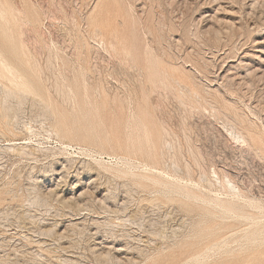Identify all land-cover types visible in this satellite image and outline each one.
<instances>
[{
    "label": "rangeland",
    "instance_id": "374dc122",
    "mask_svg": "<svg viewBox=\"0 0 264 264\" xmlns=\"http://www.w3.org/2000/svg\"><path fill=\"white\" fill-rule=\"evenodd\" d=\"M11 1L22 14L23 32L7 23L6 36L23 40L30 54L23 63L14 60L1 35L2 21L0 51L25 77L35 74L24 62L36 60L41 90L49 96L42 102L27 97L21 104L10 97L5 104L11 122L20 125L12 132L0 128V146L36 152L0 158V264H264V244L243 239L255 229L251 225L264 224L258 208L264 207V4ZM99 4L104 26L133 39L137 48L150 50L158 63L177 69L174 77L187 76L183 69L190 72L196 85L186 79L188 89L182 90L169 81L166 89H150L145 99L126 95L124 103L119 102L117 96L125 92L111 78L119 60L96 51L88 33L87 19L98 12ZM147 13L166 27L165 33H146ZM202 16H208L207 22L198 26ZM211 25L219 30L216 36L196 33V28L205 31ZM134 72L139 81V70ZM55 85L68 87L70 102L55 93ZM228 124L247 130L248 146L232 137ZM51 130L69 146H62ZM164 140L170 149L161 146ZM214 170L237 187L245 204L258 205L257 210L243 206L239 214L212 213L204 200L231 198L219 184L210 188L204 182ZM35 181L36 208L30 206Z\"/></svg>",
    "mask_w": 264,
    "mask_h": 264
},
{
    "label": "bare ground",
    "instance_id": "6f19581e",
    "mask_svg": "<svg viewBox=\"0 0 264 264\" xmlns=\"http://www.w3.org/2000/svg\"><path fill=\"white\" fill-rule=\"evenodd\" d=\"M11 0H0V21H2L3 23L1 24L2 27V33L1 35L4 37V39L7 40V42L9 43V52L12 53V56L14 58L15 61L17 62H21L23 63V59L24 56L26 58V56L28 55L29 52H27V48L24 43L23 40H15V39H11L10 37L6 36V32L4 30V24H9L12 23L13 27L15 28V30L17 31V33H22L21 30V24L22 23V14L20 15L19 11L13 6V4L11 2H9ZM136 1V0H135ZM180 1V0H179ZM110 2V1H108ZM113 4H118V2H116L115 0L111 1ZM261 3L264 4V0H260ZM140 3V2H139ZM90 4V3H89ZM102 5L103 4H99L98 6L96 5V8L99 7L98 12L95 13V15H91L87 20H88V33L91 36V40L93 41L94 45L93 48H95V50H104L105 53L110 52L111 54H114V56H116V58L119 60V68L116 70L115 76L111 77L110 75H108V77L110 76L111 78L116 79V82L119 83V85L124 89L123 94H120L117 96V99L119 100V102L124 103V101L126 100L125 96H130L133 98H142L145 99L147 98V94L149 92H151L150 89L153 90H157L160 87H164L166 86V83L169 81H173L175 84L178 85V87H181L182 90H187L188 87L186 86V84L184 83V80H190L192 81V83L194 85L195 82L193 81V78L190 74V72H186L184 69L181 70L182 74H185L187 76H185L183 79L180 77H174V73H176L178 70L175 68H169L165 62H157L155 60V56H153L151 54V51L143 48H137L134 45V40H128L126 38H121L118 36L117 33H119V31L117 29H109V27L104 26L103 22H102V18L101 15H103L104 13V9L102 10ZM219 6V5H218ZM221 6V5H220ZM94 7V5H93ZM129 7V6H128ZM95 8V7H94ZM141 8V7H140ZM93 9V8H92ZM225 11V10H224ZM92 12V11H91ZM141 12V11H140ZM219 12V11H218ZM226 12V11H225ZM231 12V11H230ZM41 13V12H40ZM24 14V13H23ZM141 14V13H140ZM158 15V14H157ZM223 15V14H222ZM25 16V15H24ZM89 16V15H88ZM153 15L152 13H147L146 18L143 22V29L146 31V33H150L151 35H153V33H165L164 27H161V25L155 24L153 22ZM203 17V16H202ZM208 16H205L203 18H201L198 22V26L200 24H202L203 22H207V18ZM215 17H217L215 15ZM219 17V16H218ZM217 17V18H218ZM227 17V16H225ZM86 18V17H85ZM210 20L212 18H214V15L211 17L209 16ZM224 18V17H223ZM222 19V18H221ZM26 20V19H25ZM143 20V19H142ZM157 20V19H156ZM226 20V19H225ZM85 21V20H84ZM212 21V20H211ZM224 21V19H223ZM28 22V21H27ZM139 22V21H138ZM228 22V20L226 21ZM161 23V22H160ZM192 24V23H191ZM204 24V23H203ZM209 24V23H208ZM232 24V23H231ZM213 25V24H212ZM210 26V28L208 27V29H206L205 31L200 30L199 28H196V33H204V34H210L213 33L215 34V36L217 35V33H219V30L216 29L214 26ZM86 26V27H87ZM113 26V25H112ZM192 26V25H191ZM197 26V27H198ZM219 26V25H218ZM142 28V27H141ZM164 28V29H163ZM179 28V27H178ZM192 29V28H191ZM225 29V28H224ZM195 30V29H194ZM174 31H178L177 29H171L169 28L168 32H174ZM167 32V31H166ZM183 33H187L186 28L184 27L182 29ZM143 33V32H142ZM181 33V32H180ZM12 34V33H11ZM108 34V35H107ZM160 35V34H159ZM22 36V35H21ZM147 36V35H146ZM19 37V36H18ZM107 37V38H106ZM145 37V36H144ZM150 37V36H149ZM148 37V39H149ZM163 37V36H162ZM172 37V36H171ZM181 37V36H180ZM179 37V38H180ZM206 37V36H205ZM23 38V37H22ZM21 38V39H22ZM194 38V37H193ZM147 39V40H148ZM159 39V37H158ZM164 39V38H163ZM157 40V39H156ZM162 40V39H161ZM179 41V40H178ZM205 42V41H204ZM261 42V41H260ZM158 43H160V40H158ZM92 44V43H91ZM160 45V44H159ZM158 45V47H159ZM205 46V45H204ZM151 49V48H150ZM217 50V49H216ZM103 51V52H104ZM156 53V52H155ZM30 54V53H29ZM215 54V53H214ZM32 55V54H31ZM161 55H163V52H161ZM213 55V54H212ZM179 56V55H178ZM176 56V57H178ZM33 57V56H32ZM156 57H158V55H156ZM113 58V57H112ZM115 58V59H116ZM174 58V57H173ZM33 58L27 59L24 63L29 66L30 68H32V71L35 75H33L32 77H25L23 76L18 68L16 66H13L11 63L8 62V59L5 58V56L2 54V52L0 51V128H2L3 130L7 131V132H12L14 131L13 129L15 128V125H20V123L18 124V122H15L14 124L11 122V119L13 118L12 116H10L9 114V110L8 108H5V104L8 103L9 98L10 97H17L19 104L22 103V101L27 98V97H32L35 100H40L41 102L44 101V97L49 96L48 92L42 91L41 87V71L40 69L35 65V61L33 62L32 60ZM197 61V60H196ZM176 62V60H175ZM50 63V62H49ZM181 63V62H180ZM48 65V64H47ZM97 65V64H96ZM25 66V65H24ZM190 68V67H189ZM194 71H197L196 67L194 66ZM238 68V67H237ZM138 69L140 74L139 77L141 78L139 81H137V79L134 77V70ZM229 69V68H228ZM30 70V69H29ZM206 70V69H205ZM238 70V69H237ZM246 70V69H245ZM31 71V70H30ZM113 71V70H112ZM111 71V72H112ZM115 71V70H114ZM192 71V72H194ZM110 72V73H111ZM247 72V71H246ZM31 73V72H30ZM113 73V72H112ZM181 73V72H180ZM109 74V73H107ZM29 75V74H28ZM112 75V74H111ZM196 75V73H195ZM201 80V79H200ZM136 81L139 82V85L136 84ZM202 81V80H201ZM210 81V80H209ZM115 83V82H113ZM117 83V84H118ZM208 84V83H207ZM170 85V84H169ZM197 87V86H196ZM209 87V86H208ZM208 87H205L204 91L209 95L210 90L208 91ZM51 88V87H50ZM54 91L56 90L55 93H59L61 96L62 95V99L63 101H69L70 102V93L67 92L68 91V87H66L65 85H55ZM165 88V87H164ZM163 88V89H164ZM66 89V90H65ZM166 89V88H165ZM172 89V88H171ZM195 89V88H194ZM174 90V89H173ZM196 90V89H195ZM160 92V91H159ZM169 93V92H168ZM183 93V92H182ZM212 93V92H211ZM102 94L104 98H107V94L105 92V90H102ZM206 94V95H207ZM70 95V96H69ZM73 95V94H72ZM165 95V94H164ZM167 95V94H166ZM80 96V95H79ZM198 99V98H196ZM47 100V99H46ZM50 101V100H49ZM84 101V100H82ZM46 104H48V102H45ZM86 103V101H85ZM92 104V103H91ZM50 105V104H49ZM69 105V104H68ZM144 105V104H143ZM146 105V104H145ZM158 106V105H157ZM97 107V106H96ZM48 108V105H47ZM58 108V107H57ZM49 109V108H48ZM215 109V108H214ZM78 110V109H77ZM49 112V111H48ZM62 113V112H61ZM217 113L216 111H214V114ZM218 114V113H217ZM87 115V114H86ZM54 116V115H53ZM58 116V115H57ZM63 116H65L63 114ZM84 116V115H83ZM216 116V115H215ZM218 116V115H217ZM15 118V116H14ZM93 118V117H92ZM224 120V119H222ZM57 121V120H56ZM59 121V120H58ZM60 122V121H59ZM68 122V120H67ZM69 123V122H68ZM128 123V122H127ZM135 124V123H134ZM142 124V123H141ZM162 124V123H161ZM227 124V121L226 123ZM136 125V124H135ZM24 128L27 127L25 126V124L23 125ZM138 126V125H137ZM226 126V125H225ZM224 126V127H225ZM143 128V126H142ZM145 128V127H144ZM227 131L232 135V137L242 146H248L249 145V135L247 133V130L244 128H240L237 125H233V124H228V126L226 127ZM1 129V130H2ZM28 129V128H27ZM59 129V128H58ZM136 129V128H135ZM29 130V129H28ZM129 130V129H128ZM144 130V129H143ZM52 134L58 138L62 143V146H69L65 144L64 142V138H62L59 134V132H57L56 130H51ZM71 131V130H70ZM73 131V130H72ZM77 131V130H76ZM80 131V130H79ZM78 132V131H77ZM92 133V132H91ZM143 133V132H142ZM164 133V132H163ZM77 134V133H76ZM146 134V133H145ZM259 134V133H258ZM1 135V134H0ZM95 135V134H94ZM74 136V135H73ZM79 136V135H78ZM138 137V136H137ZM163 137V136H162ZM72 138V137H71ZM69 138V139H71ZM164 138V137H163ZM137 139V138H136ZM67 141V140H66ZM139 141V140H138ZM162 142V141H161ZM166 141L164 140L163 144L161 146H163V148H165V144ZM20 145V144H19ZM138 145V144H137ZM154 145V144H153ZM152 145V146H153ZM166 149H168L169 147V143H167L166 145ZM66 147V148H67ZM138 147V146H137ZM171 147V145H170ZM162 148V147H161ZM170 149V148H169ZM161 150V149H160ZM122 151V150H121ZM151 151V150H150ZM164 151V150H163ZM167 151V150H166ZM36 152V149H31V148H27L24 146H18V147H12V146H0V158L4 156V154H13L14 156L17 157H29V156H34ZM139 154V152H138ZM165 154V153H164ZM151 155L154 156V153L151 152ZM161 155V154H160ZM166 155V154H165ZM162 157V156H161ZM164 157V155H163ZM195 160V159H194ZM116 167V166H115ZM101 168V167H100ZM150 169V168H149ZM148 169V170H149ZM188 169L186 168V171ZM52 171V170H51ZM50 171V172H51ZM143 171V170H142ZM141 171V172H142ZM144 172V171H143ZM151 169L149 171V173L147 172V174L151 175ZM160 173V172H159ZM188 173V172H187ZM213 177H205L204 178V182L210 187H216V183L219 184V188H221L223 191H225V194H229L231 198L229 199H222L219 198V196H214L212 198H209L208 200H204L207 208L213 213V212H221L222 214L225 215H230V214H239L242 212L243 210V206H246L247 208H250L249 210H257V206L256 204H245L244 201L241 200V192L237 189L236 186H234L231 181L228 179V181H225V177H223L222 179L219 178L218 174L216 173V171L214 170L212 172ZM132 175V174H131ZM160 175V174H158ZM164 176V175H163ZM135 178L137 177H141L145 178V179H149L146 176H141V175H134ZM166 177V176H165ZM215 177V178H214ZM169 178V177H168ZM215 179V181H213V179ZM36 180V179H35ZM169 180V179H168ZM175 180V179H174ZM37 181H39L37 179ZM171 181V180H170ZM36 182V181H35ZM174 182V181H173ZM41 184V183H40ZM231 184V186L229 185ZM32 192H33V202L30 204V206H34L39 207V203H35L34 199H38L39 195L37 192V186H38V182H36V185L32 184ZM181 185V184H180ZM185 185V184H184ZM199 185V184H198ZM191 186V185H188ZM196 186V184H195ZM202 186V185H201ZM230 186V187H229ZM197 187V186H196ZM182 188V190L186 191V193H188L187 186H183L180 187ZM41 189V188H40ZM193 189V188H192ZM199 189V188H198ZM204 189V188H203ZM201 190V189H200ZM203 191V190H202ZM205 191V190H204ZM206 192L211 193L210 189L206 190ZM50 193V192H49ZM182 194V193H181ZM6 195V194H5ZM32 195V193H31ZM218 195V194H217ZM226 196V195H225ZM228 197V196H227ZM70 201V200H69ZM245 204V205H244ZM261 211V213L263 214V218H264V207L259 206L258 207ZM33 210V209H32ZM35 210V209H34ZM28 211V210H27ZM26 211V212H27ZM255 212V211H254ZM29 214H31L29 212ZM261 214V215H262ZM260 215V216H261ZM25 217H27L26 215H24ZM207 216V215H206ZM29 217V216H28ZM32 217V215H31ZM215 217V216H214ZM234 217V215L232 216ZM237 217V216H236ZM238 218V217H237ZM30 219V217H29ZM35 219V218H34ZM32 219V220H34ZM244 220V219H243ZM249 221V220H248ZM251 221V220H250ZM254 221V220H253ZM259 222V221H258ZM257 223V222H256ZM260 223V222H259ZM253 228H255L251 233L247 234L246 236H244V240L248 241L250 244H260L263 245L264 241H259V237L261 235L262 232H264V224L262 225L261 228H256L258 225L257 224H253L251 225ZM40 227V226H39ZM38 227V228H39ZM124 228V226H122ZM251 227V229H252ZM52 228V227H51ZM250 228V227H249ZM53 229V228H52ZM248 229V228H247ZM46 230V229H45ZM245 231V230H242ZM47 232V231H46ZM40 233V232H39ZM52 233V232H51ZM44 235V234H43ZM211 236V233L207 236L209 237ZM25 237V236H24ZM240 241V240H239ZM223 242V240H222ZM225 243V241H224ZM216 245V244H215ZM213 247V246H212ZM215 249V248H214ZM234 249V248H233ZM214 251V250H213ZM126 252V251H125ZM157 252V251H156ZM231 252V251H230ZM213 253V252H212ZM203 254V253H202ZM109 255V254H108ZM223 255V254H222ZM206 258V257H205ZM212 258V257H211ZM208 259V258H207ZM204 260V259H203ZM130 261V260H129ZM205 261V260H204ZM203 262V261H202ZM201 262V263H202ZM2 263V262H1ZM186 263V262H185ZM190 263V262H189ZM198 263V262H197ZM207 263V262H206ZM5 264V263H4ZM8 264V263H7Z\"/></svg>",
    "mask_w": 264,
    "mask_h": 264
}]
</instances>
